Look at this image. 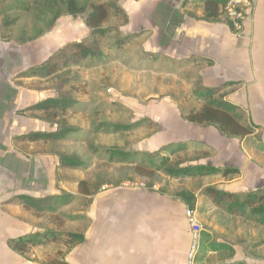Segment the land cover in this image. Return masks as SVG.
<instances>
[{"label": "rangeland", "instance_id": "1", "mask_svg": "<svg viewBox=\"0 0 264 264\" xmlns=\"http://www.w3.org/2000/svg\"><path fill=\"white\" fill-rule=\"evenodd\" d=\"M94 1L109 5L102 37L86 27L84 14L63 13L42 36L21 44L16 39L22 28L30 26V13L16 8L7 11L5 16H17L10 27L3 25L0 13V231L11 225L10 216L14 221H30L38 232L54 229L50 218L47 222L14 201L20 194L44 199L72 195L59 211L83 216L90 197L77 191L80 179L94 195L145 189L179 204L182 214L190 207L177 193L187 191L194 196L190 209L201 232L234 246L243 263L264 264V224L229 213L204 193L207 186L237 194L264 190V74L236 77L235 83L216 94L218 99L224 94L227 102L238 104V120L256 126L250 135L229 137L214 126L192 123L183 115L205 102L195 91H203V80L220 81L221 74H199L206 68L210 71L213 63L198 60L189 41L179 44L177 37L171 39L173 25L181 23L177 9L183 8V0ZM73 41L98 46L100 56L76 64L53 57L49 63L57 64L55 71L31 75ZM47 98H72L74 103L64 110L31 108ZM56 130H66L65 137L35 141L22 137ZM111 152L126 154L127 159H112ZM20 155L23 159L17 161ZM62 157L67 162L76 158L84 166H66ZM139 165L149 174L140 175L135 169ZM189 166L218 171L180 178L164 171ZM83 226L82 218L64 220L62 238L40 250L41 260L32 259L33 264L64 250L63 233H79ZM30 249L21 257L31 259ZM6 258L1 256V264Z\"/></svg>", "mask_w": 264, "mask_h": 264}, {"label": "crops", "instance_id": "2", "mask_svg": "<svg viewBox=\"0 0 264 264\" xmlns=\"http://www.w3.org/2000/svg\"><path fill=\"white\" fill-rule=\"evenodd\" d=\"M246 1L248 5L243 9L244 18L237 31H232L224 22L199 19L203 15L201 0H183V8L177 9L182 20L179 18L181 23L173 25L171 39L177 37L179 44L189 41L187 45L198 60L213 63L210 71L206 68L199 74H221L220 81L203 80L202 85L215 87L235 83L236 77L245 74H264V0ZM195 4H199L197 10H194ZM20 157L17 161L23 159V155ZM83 216L84 226L79 232L83 237L65 253L63 259L67 264H186L188 225L179 204L171 199L149 194L142 188L134 192L100 191L90 198ZM9 219L11 225L0 231L3 239L0 261L3 255L7 256L5 264H33L32 259L41 260L39 251L52 241L31 246V259L21 257L11 250L7 240L39 230L28 220L14 221L11 216ZM12 221L17 224L12 225ZM231 261L243 262L236 255Z\"/></svg>", "mask_w": 264, "mask_h": 264}, {"label": "trees", "instance_id": "3", "mask_svg": "<svg viewBox=\"0 0 264 264\" xmlns=\"http://www.w3.org/2000/svg\"><path fill=\"white\" fill-rule=\"evenodd\" d=\"M201 1L203 3V15L199 19L210 22H224L232 31H237L224 11V6L227 3V0ZM28 3V0H0V13L4 16L3 25L6 27L14 25L17 21V16L13 18L5 16L6 12L12 10L13 8H16L19 11L24 10L25 12L30 13L32 17L30 26L24 27L20 30V34L16 39L17 43L24 44L42 36L55 25L56 21L63 13L71 16L84 14V24L95 36L102 37L105 34V29L101 25L107 17L109 6L107 2H95L94 0H33L31 3ZM116 8L119 10V7L116 6ZM97 47L93 48L92 46L79 41L69 42L65 45V47L59 50L58 54H52L47 63L36 67L35 70L32 71L31 75L38 76L43 72L55 71L57 64L49 63L51 58L53 60V57L64 58L65 61L76 64L97 55L100 56L99 52L96 51ZM233 83L234 82H227L215 87L202 85L203 91L196 90L195 95L200 99H204L205 102L198 108L183 115V117L192 123L214 126L222 134L229 137L242 138L250 135L253 127L256 126L250 123V121L249 125L241 123L238 120L239 113L237 112L236 105L227 102L224 99V94H221L219 99L216 97L217 91L219 92L221 87L231 85ZM73 103L74 99L72 98L69 100L64 98H47L32 105L31 108L36 110H45L56 107L64 110ZM65 135L66 130L33 131L22 137L29 141H35L39 139H62ZM110 155L113 156L112 159H127L126 154L111 152ZM64 157L61 158V163H65L64 165L67 164L66 166H84L82 162L76 158H71L70 161L67 162ZM128 160L130 162H134L135 159L130 157ZM135 169L140 173V175L149 174L142 165L136 166ZM164 171L171 177L180 178L195 177L197 175H204L210 171L218 170L216 168H209L205 166H189L184 168L168 167L165 168ZM223 173H226V170L223 171ZM86 184L87 182L84 179L78 180L77 191L91 198L94 195V192L89 191ZM204 193L216 206L226 209L229 213L246 216L264 224V190L259 189L237 194L207 186L204 188ZM71 196L64 197L52 195L47 199L33 198L25 194L15 196L14 201L20 203L23 208L33 209L37 216H43L46 220L50 218V222L54 225V229L52 231L32 232L10 238L7 242L11 249L22 255L31 246L44 245L49 241L54 242L57 241V239L62 238L60 228L64 220H76L79 218L84 220V216L61 214V211H59L61 209L60 205ZM177 196L189 205L188 207L193 209L195 200L193 194L187 191H182L178 192ZM48 221L49 220H47V222ZM63 235L66 236V239L63 241L65 249L57 250L55 255L50 256L43 261H38L36 264H67L63 259L65 253L71 249V246L75 242L82 240L83 236L78 232H64ZM234 255L235 249L231 245L224 242H217L214 240L211 233L207 231L201 232L197 259L199 264H245L242 261H231V258Z\"/></svg>", "mask_w": 264, "mask_h": 264}, {"label": "built area", "instance_id": "4", "mask_svg": "<svg viewBox=\"0 0 264 264\" xmlns=\"http://www.w3.org/2000/svg\"><path fill=\"white\" fill-rule=\"evenodd\" d=\"M246 5H248L246 0H227V3L224 6V11L236 30L241 27V21L244 18L243 9ZM183 214L186 218L189 231L186 264H199L197 259L200 247L201 227L193 210L186 208Z\"/></svg>", "mask_w": 264, "mask_h": 264}]
</instances>
